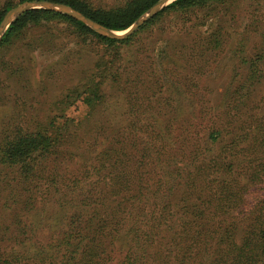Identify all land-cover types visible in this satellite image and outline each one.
<instances>
[{
  "label": "trees",
  "instance_id": "1",
  "mask_svg": "<svg viewBox=\"0 0 264 264\" xmlns=\"http://www.w3.org/2000/svg\"><path fill=\"white\" fill-rule=\"evenodd\" d=\"M26 1L33 0H9L0 8V22L9 9ZM35 1L65 4L118 32L159 0H125L108 8L95 0ZM230 1L176 0L140 29L152 26L165 13L191 15L197 10L219 9L221 20L216 28L202 34L194 25L187 32L184 25L172 31L170 41L164 40L171 53L177 47L176 54H184V77L177 90H182L184 107L202 106L199 114L183 113L177 120L181 126L170 129L175 96L173 85L166 80L168 94L157 97L161 99L159 110L169 108L171 113L169 119L164 118V129H137L122 135L121 141H116L120 145L105 148L97 172L101 177L92 183V189L69 201L57 199L61 207L71 209L60 227L50 224L45 235L31 220L22 221L17 228L8 225L0 235V264H264V90L258 99L254 97L264 82V20H253L242 36H231L224 29ZM53 21L68 23L79 36L104 46L125 45L131 40H112L71 17L34 9L9 26L0 49L31 26ZM229 42H233L229 52L246 69L237 75L239 80L233 78L220 92L206 82L189 86V74H196L198 62L219 54ZM250 42L252 50H248ZM169 54L166 52L167 64L177 65L169 61ZM176 54L172 55L178 62ZM130 71L126 81L129 91L133 84H140L138 74L135 83L130 79ZM108 75L111 89L122 87L124 73L117 70L110 75L108 68ZM153 79L141 86L151 91L158 85ZM103 84L87 90L83 102L89 108L101 102ZM201 91L207 93V102L197 100L196 93ZM140 132L147 134L146 145L141 146ZM60 141L59 134L45 130L19 133L0 144V164L13 171V184L18 187L17 196L8 199L19 203L22 216L33 217L38 196L49 202L48 196L41 195L42 182L47 195L68 186L64 178L57 180L54 167H50ZM43 169L47 170L46 181L43 175L38 178ZM72 184L78 185L77 181ZM17 209L8 212L14 213L13 220H18ZM29 244L35 245L33 250Z\"/></svg>",
  "mask_w": 264,
  "mask_h": 264
},
{
  "label": "rangeland",
  "instance_id": "2",
  "mask_svg": "<svg viewBox=\"0 0 264 264\" xmlns=\"http://www.w3.org/2000/svg\"><path fill=\"white\" fill-rule=\"evenodd\" d=\"M8 1L0 0V8ZM95 1L108 8L120 5L125 0ZM227 9L230 15L224 17V20L229 22L224 29L233 37L242 36L243 29L251 21L264 20V0H232ZM163 10L164 8L160 12ZM218 12L219 9L215 8L212 11L197 10L191 15L165 13L152 26L140 30L157 13L129 37L131 40L128 44L116 46H104L94 39L81 37L68 23L47 22L24 30L10 44L0 49V144L5 138H12L19 133L46 130L52 135L59 134L62 145L56 158L51 159L50 167H54L58 181H61L62 177L68 184L67 187L60 186L59 193L47 195L46 185L42 182L39 186L41 195L48 196L49 202L38 196L36 201L39 203L33 217L22 216L19 213V203L8 199L9 195L13 198L17 196L18 187L13 184L14 173L0 164V235L6 231L8 225L17 228L22 221L28 220L33 221L38 229H43L45 235L50 224L60 227L64 215L70 214L71 209L61 207L57 199L69 201L73 197H82L81 193L92 189V183L101 177L97 172L102 162L100 153L105 148L111 144L120 145L116 141H121L122 135L136 133L137 129H164V118L169 119L171 113L169 108L159 110L161 99L157 97L168 94L169 84L166 80L173 85L172 94L175 96L174 118L170 129H178L181 126L177 124V120L183 113L189 111L195 112L194 115L199 114L202 106L184 107L181 103L182 90H177V87L181 89L184 77L181 69L185 61L182 57L184 54H176L177 47L171 53L167 46L164 47V40L167 38L170 41L172 31L184 25L187 32L192 31L191 26L194 25L199 33L205 34L220 23L221 12ZM233 42H229L226 49L221 50L219 54H213L203 62H198L196 74H189L188 85L194 83L201 86V82H206L205 84L220 92L233 78L239 80L237 75L246 72V69L241 65L239 58L229 52ZM253 45V42H250L248 50H252ZM166 52L170 53L169 61L177 65L171 67L168 65L170 63L167 64ZM174 53L178 62L172 55ZM106 67L109 68L110 75L117 70L125 74L121 88H110L108 68L104 72ZM128 70H131L130 79L134 80V83L137 74L140 77V84L132 85L130 91L134 94L130 97L129 83L126 82L129 78ZM153 78L157 79L158 85H153L151 91H146V86H141L142 82H153ZM91 80L95 83L90 82ZM102 81L104 84L100 86L101 102L89 108L83 98L89 95V88L95 89L96 83ZM263 86L264 82L257 88L255 98H259L264 90ZM196 94L199 103L200 100L207 102V93L201 91ZM212 97L216 98L215 95ZM137 136L141 146L148 143L146 133L140 132ZM46 169L38 174V178L41 179L43 175V179L47 180ZM75 181L77 186L72 184ZM13 208H18L15 212L18 220H13V212L8 214ZM90 209L91 207L88 211ZM2 245L7 243L3 242ZM29 245H32L33 250L35 245Z\"/></svg>",
  "mask_w": 264,
  "mask_h": 264
},
{
  "label": "water",
  "instance_id": "3",
  "mask_svg": "<svg viewBox=\"0 0 264 264\" xmlns=\"http://www.w3.org/2000/svg\"><path fill=\"white\" fill-rule=\"evenodd\" d=\"M176 0H159L155 3L151 8H149L143 15H141L130 27L125 29L124 31H112L104 26L97 24L96 22L92 21L91 19L85 17L80 12L72 9L71 7L58 4L48 1H26L15 8L8 11L5 16L3 17L0 23V39L8 29V27L23 13L34 10V9H43L48 11H54L57 13L64 14L68 17H71L77 21L82 22L85 24L89 29L94 31L95 33L113 39V40H125L133 35L145 22L150 20L153 16H155L158 12H160L163 8L167 7L169 4Z\"/></svg>",
  "mask_w": 264,
  "mask_h": 264
}]
</instances>
